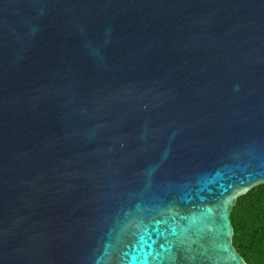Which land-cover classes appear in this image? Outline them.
Segmentation results:
<instances>
[{
  "label": "water",
  "instance_id": "1",
  "mask_svg": "<svg viewBox=\"0 0 264 264\" xmlns=\"http://www.w3.org/2000/svg\"><path fill=\"white\" fill-rule=\"evenodd\" d=\"M263 183L264 0H0V264H247Z\"/></svg>",
  "mask_w": 264,
  "mask_h": 264
},
{
  "label": "trees",
  "instance_id": "2",
  "mask_svg": "<svg viewBox=\"0 0 264 264\" xmlns=\"http://www.w3.org/2000/svg\"><path fill=\"white\" fill-rule=\"evenodd\" d=\"M232 222L234 245L247 264H264V183L239 197Z\"/></svg>",
  "mask_w": 264,
  "mask_h": 264
},
{
  "label": "snow or ice",
  "instance_id": "3",
  "mask_svg": "<svg viewBox=\"0 0 264 264\" xmlns=\"http://www.w3.org/2000/svg\"><path fill=\"white\" fill-rule=\"evenodd\" d=\"M157 223H161V221H157ZM172 233L173 235L176 234V230L174 228L172 230ZM140 239L143 240V237H141ZM150 256L151 260L149 259ZM132 259L134 261H138V264H153V262L162 261L160 253H157L155 256H152L151 252L145 253L142 258H137L134 256Z\"/></svg>",
  "mask_w": 264,
  "mask_h": 264
}]
</instances>
